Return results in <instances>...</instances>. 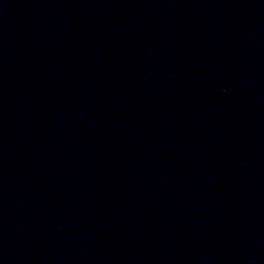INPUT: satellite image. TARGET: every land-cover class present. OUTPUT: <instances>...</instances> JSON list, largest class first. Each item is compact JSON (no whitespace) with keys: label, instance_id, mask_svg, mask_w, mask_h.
Here are the masks:
<instances>
[{"label":"water","instance_id":"obj_1","mask_svg":"<svg viewBox=\"0 0 264 264\" xmlns=\"http://www.w3.org/2000/svg\"><path fill=\"white\" fill-rule=\"evenodd\" d=\"M0 264H264V0H0Z\"/></svg>","mask_w":264,"mask_h":264}]
</instances>
